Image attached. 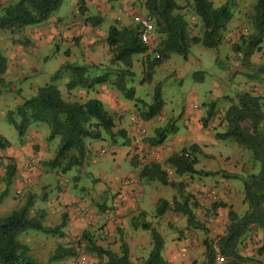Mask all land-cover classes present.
Masks as SVG:
<instances>
[{
	"label": "trees",
	"instance_id": "1",
	"mask_svg": "<svg viewBox=\"0 0 264 264\" xmlns=\"http://www.w3.org/2000/svg\"><path fill=\"white\" fill-rule=\"evenodd\" d=\"M185 5H180L177 0H142L141 8L150 16L153 22V32L149 39V52L144 54L141 62L142 82H149L153 69L165 60L170 54H178L185 58L187 45L199 43L204 47L215 48L225 36L226 25L232 16L229 9L231 0H223L219 5H212L210 0H187ZM60 0H11L0 6V29L13 31L30 24H37L46 19L54 9L58 7ZM82 0H78L77 7L82 13ZM187 4V5H186ZM252 13L250 20L252 28L250 32L239 33L238 37L228 43L230 49L240 54V59L247 61L248 57L260 50V44L264 39V0H254L251 5ZM187 14L195 17L200 29L191 32L194 24L188 21ZM100 15L85 17V22L90 25L101 21ZM138 27L134 23L127 25L109 24L104 36L109 52V63L122 66L123 69H114V80L112 83L122 97L131 100L137 116L141 120L155 116L162 105L160 85L153 86L150 101L134 96L133 86H126V76L132 78L127 69L130 67L131 57L139 55L147 50L137 38ZM264 59V47L261 53ZM5 59L0 55V80L5 68ZM248 62V61H247ZM67 66L70 77L65 84L66 89L75 86L90 88L95 83L107 82V72L89 75L87 72L92 65H61ZM49 81L38 85L34 92L4 114L5 121L14 129L19 138L25 128L34 121H41L47 125V137L56 136L59 140L55 156L47 162L49 167H59L64 172L72 165L79 164L86 155V145L90 140L101 137L102 133L112 139L115 135L124 138L122 130L112 131L113 125L111 114L102 107L97 97L82 100L68 101L63 99L59 89L53 83L60 77L59 69L51 73ZM211 112H205L204 120ZM264 98L248 90H239L235 93V99L228 102L224 108L221 120L224 128L221 132H215L213 137L223 140L232 137L235 142L247 151L251 164L249 171L240 176L241 202L244 204L242 212L235 211L230 205L226 209V221L224 232L219 235L214 245L206 238L201 240L202 258L198 264H216L213 260L214 253L222 257L217 264H255L257 259L241 255L236 250L241 238L252 231V227L260 230L264 235ZM168 131L167 123H164L153 131V136L148 141L149 145H158L164 139V132ZM127 140V139H125ZM126 142V141H125ZM123 141V144H125ZM122 144V143H121ZM8 141L0 136V149L7 147ZM197 146L194 144L183 146L165 158V161L173 167L176 176L194 173L192 168L195 163L194 152ZM72 149L74 153L67 154ZM66 161L60 164L61 159ZM2 164L4 185L9 184L13 175V165L9 158ZM159 163L149 162L143 165L138 176L147 180H156L159 183L171 184L165 177L164 170ZM197 172V171H196ZM216 171H203L204 175H212ZM226 175V174H224ZM5 194V189L0 191V200ZM28 194L23 204L11 210L4 216H0V264H36L27 253L28 247L17 239L20 234L28 230H37L49 235H59L58 231L64 221L54 226H46L41 221L42 213L29 214L32 207V198ZM156 212L160 214L168 204L166 200L160 199ZM170 207L185 218L186 228L203 229L204 226L196 219L194 209L197 203L187 201L186 195L181 201L171 199ZM226 203L213 202L211 210L225 207ZM142 228H149L148 223H142ZM150 247L145 257L136 260L134 264H166L165 259L160 256L162 238L151 228ZM79 238L84 243V251L91 254L97 261L90 264H131L127 259V250L121 240L117 246V253H112L108 248L95 244L91 235L82 230ZM254 253H264V241L258 243ZM74 256L72 247L56 245L50 255V260H60Z\"/></svg>",
	"mask_w": 264,
	"mask_h": 264
},
{
	"label": "crops",
	"instance_id": "2",
	"mask_svg": "<svg viewBox=\"0 0 264 264\" xmlns=\"http://www.w3.org/2000/svg\"><path fill=\"white\" fill-rule=\"evenodd\" d=\"M8 1L11 0H0V6ZM120 8H122V6ZM74 12L77 13L76 10ZM235 25L236 23H234L230 28H227L225 31L224 37L227 43L237 38L236 33L230 31L235 28ZM94 27L87 24V22L80 24V20H78L75 24L65 25V23H62L59 16L52 17L51 15L39 23L25 29L24 34L28 35V37L31 36V39L34 37V43L37 44L46 42L48 38H54L65 44L67 50L64 49L59 51L58 48H55V51L52 53V56L61 54V58L56 64V69H58L61 65L68 64L92 65L87 72L91 76L101 74L103 71L107 72V82L95 83V85L90 88L75 86L71 89H66L65 84L70 77V73L68 71L69 74H65V69H68L67 66H63L59 69L60 77L53 81V83L59 89L63 99L68 101L93 97L99 98L102 107L104 108L105 106L104 109H106L112 116V131H123L124 138L115 135L113 137L114 139H111L114 148L111 150V158L113 160L111 167L113 170L108 174L109 187L102 186L98 182L96 188L92 190V192H89V196L87 197L85 195L76 196L75 194L70 193L69 200L73 202V205L66 206L64 208L65 203L61 198L64 196L65 192L59 191V188L55 185L56 183L52 185L53 187H47V184H44L45 174H47L46 172H49L48 169L50 168L47 162L52 160L55 156L56 150L49 148V145L45 141L47 140V136L44 134L43 128L38 126L35 122H31V124L25 128L23 136L18 138L20 139V144H18V146L13 147V145L9 142L10 144L5 148L7 150L6 154L2 153V149H0V156L4 155L5 157L11 159L10 162L14 168L13 175L9 179V184L0 185V191L5 189V194L0 200V214H5L13 209L19 208L23 204L26 196L30 194V198H32L33 203L32 207L29 209L30 215L37 211L41 212V221L43 224H46V226L57 225L61 222V220H63L64 224L58 230L60 232L59 235L46 236L45 234H41V236H38V239H45L44 236H46V239H50V242H52L51 244L54 243V245L49 248H45V246L40 243L42 245H40V247L45 249L46 254L50 253L49 251H51L56 245L61 244L60 242H63V240L68 239L70 236L79 234L82 230L87 232V229L90 231L95 230V232L102 230V232H107L113 236L112 229L114 228V225L120 224L119 226H121V228L118 230L120 231V234L115 235L112 244H103V247L106 246V248H108L112 253H117V246L121 240L126 246L127 259L131 264H133L136 260L143 258V256L135 253L134 250L131 249L132 245H128L127 243V240H130L131 243L137 247L143 244L140 241L139 235L133 236L131 232V229L139 227L136 218L148 216L150 217L152 223L159 224L162 222L161 218H165L167 216L166 210L168 208L171 209V202L166 200V197L161 193V191L165 190L170 193V190L168 191L165 189L169 188L167 185H171L172 187H176L181 190V185L176 183L177 180H180L181 176L185 177L182 181V189L189 192V196L195 193V196H199L202 200L203 196L210 197L214 195L217 196L219 202L226 203L225 207H218L215 210V213L221 215V218H226V209L228 205L233 208V204L231 202L233 188L230 172L234 171L233 161L235 162L236 160L233 159L229 162L228 156L227 159H225L226 156L223 158L219 154L210 152L209 149H207V144H205L207 139H211L210 134L221 132L223 130L224 123L221 120L222 112L228 102L233 100V98H231L226 92H219L214 94V96H216L215 99L202 101L198 105L194 100L198 95V89L192 88L191 95L193 98L191 99V102H189L185 108H181L179 113H176V117L180 118V123H177L175 118L167 116V109L163 100L159 112L155 116L146 120H141L137 116L131 100L123 98L121 93L115 89V85L112 83V80H114L115 77L114 69L122 70L123 67H118L115 63H109V52L107 51L105 40L103 37H97L96 34L99 33V30ZM1 40L2 39L0 37V44L2 42ZM14 43L12 40L7 41L6 46L3 47V52L9 53V50ZM149 49L150 48L147 47V50L144 53L139 54L138 57L133 55L131 57L130 67L127 69L133 76L132 78L126 76V86H133L134 96H136L137 91L141 90L143 87L144 81L142 82L141 80L143 75L141 62L144 54L149 52ZM77 50H79V53ZM171 55L172 54L169 56ZM251 55L248 57L247 61L250 67H254L258 61V57H254L252 59ZM45 56L42 57V59H44ZM169 56L167 58H169ZM18 57L19 55L16 52H11L9 55V65L5 69L15 70L23 64L27 66L30 65V59L25 58V60H20ZM78 57H80L79 61ZM12 58H16L15 61L13 60L14 62H12ZM230 60L234 65H236V68L232 67L234 68L232 71L239 69L237 68V57ZM161 62L155 67L157 70L160 69ZM232 71H227L226 73L229 74ZM160 72L161 70H159L158 74ZM46 74L50 79V74ZM245 76H247V78L252 77L251 74ZM197 78L198 80L201 79L200 76ZM245 81L243 83V87L239 88L238 91L246 89L256 94H260L264 98L263 82L259 84L252 80ZM31 86H33L32 88L34 92L38 85L33 84ZM7 87L9 88V86ZM213 87L216 88L217 84L215 83ZM209 106H211V112L208 117L205 118L204 126L202 127L201 121L205 117V112L209 110ZM216 118L217 123L215 122ZM164 123H167L168 131L164 132V139L162 142L158 145H149L148 141L150 140V137L153 136L154 129L160 127ZM115 137L121 138L122 144L120 143L118 147H116L117 141ZM123 140L124 142L126 141L125 144H123ZM94 142L95 140L88 141V146L91 145L92 147ZM190 144L197 146L194 152L195 163L192 166L195 172L189 174L184 173L180 176H176L173 172V167L170 163L165 161V158L171 153L179 151L183 146ZM93 149H95V146ZM129 149L131 150L130 153H128ZM102 151L103 149H101V152ZM39 159H43L42 162H40ZM217 160L222 163V166H220L217 170H213V166H211L212 164H210V162ZM4 161L5 158L0 159L1 163ZM149 162H157L161 164L160 168L164 171H172V173L176 176L175 178H172V183L163 184L158 182L154 187H145L150 181L157 182L156 180H147L145 177L138 176L139 169ZM38 163L41 165L40 167L37 165ZM36 165L38 170L36 168V172H33ZM203 171H216V173L212 175H204ZM31 173L33 177L31 176ZM59 173L62 172L59 171ZM210 176L212 177L211 180ZM29 177L31 179H29ZM36 179L43 181V186L40 192L33 193L32 190L29 191L26 188L23 196H21L19 200L13 198L12 195L15 193H22V185L27 186V182L29 183L31 181H35ZM57 181L61 182V179H57ZM210 181L213 183L211 186L209 185ZM194 187L195 190L193 189ZM188 188L191 189L189 190ZM109 195H115L114 197L118 199L116 200L117 207L113 212L106 211L110 201L112 202V200L108 198ZM160 199L166 200L168 204L166 205V208L158 214V212H156V208ZM87 201L90 203L89 206L87 205ZM190 201L191 200H189V202ZM92 204L95 206H92ZM63 210L65 213H63ZM164 223H167V219ZM94 224H96V228L93 227ZM183 230L185 232L188 230L185 224ZM115 232H117V229H115ZM88 234L91 235L89 232ZM91 238L93 240L94 237ZM166 242L167 243L164 244L162 240L160 250V256L165 259L167 262L166 264H188L187 259L184 258L186 253H183L182 249L184 245L177 241L175 243L174 241ZM32 246L33 244L31 243L30 247L32 248ZM30 247H28V255L32 253L29 250ZM184 260L185 262H183ZM51 261L54 260H50V262Z\"/></svg>",
	"mask_w": 264,
	"mask_h": 264
},
{
	"label": "rangeland",
	"instance_id": "3",
	"mask_svg": "<svg viewBox=\"0 0 264 264\" xmlns=\"http://www.w3.org/2000/svg\"><path fill=\"white\" fill-rule=\"evenodd\" d=\"M141 1L142 0H82V13H80V10H78L77 7L78 0H60L58 7L54 9V11H52L49 16H59L62 20V23H65L66 25L75 24L78 20H80L81 24L85 22L84 19L86 16L94 14L100 15L102 17L101 21L91 26H96L94 28H98L97 30H99V33L96 34L98 38H104L110 23L115 22L118 26L127 25L132 23L130 21V16L132 14H146L145 11L141 8ZM177 1L178 3H180V5H185L183 3H186L185 1L187 0ZM210 1L214 6H217L221 2H223V0ZM253 2L254 0H231L229 9H231L232 11V16L227 22L226 27L230 28L234 23H236L235 28L233 30H230L236 33V37H238L239 33L241 32H244V34H246L247 32L251 31L252 24L250 15L252 13L251 5ZM121 6L122 8H120ZM74 9L77 11V13L74 12ZM187 18L191 24H194L191 32L193 33L198 31L200 29V26L196 18L193 16L191 17L189 14H187ZM32 25L35 24H30V26ZM30 26H26L20 29L14 28L12 32H9L7 30H0V37L2 39V42L0 44V55L5 59V68H7L9 65V55L11 52H16L19 55L18 59L25 60V58H28L30 59L29 63L31 62L29 66L23 64L15 70H6L4 68L5 71H3L1 74L2 80H0V136L8 141V145L11 143L13 147L20 144V139H18L14 129L5 121V111L7 109H10L15 104L19 103L22 98L30 96L33 92V86L31 85H40L49 80L46 73L52 75L51 73L54 72V70H57L56 64L60 60L61 54L52 56L55 48H58L59 51L64 49L67 50L64 43L59 42L54 38H48L46 42L41 44L34 43V37L31 39V36L28 37V35L24 34L25 29L29 28ZM9 40H12L13 43H15L13 46H11L9 53H4L3 47L6 46V42ZM263 47L264 39L260 44V50L254 51L251 55L252 59L254 57H258V61L254 67H250L247 61L243 62V60L240 59L239 53L234 52L230 49L228 43L225 41V37L215 48L204 47L199 43H190L187 45V52L184 59H182L178 54H172L171 56H169V58L161 62L159 69L161 70V72L158 74L159 70L155 68L152 72L151 81L144 82L143 87L141 88V90L137 91L136 96L145 99L146 102L150 101L153 86L159 82L158 84L160 85L163 103H165V107L167 109V116L175 118V121L177 123H180V118L176 117V113H179V110L181 108H185L189 104V102H191V99L193 98V96L191 95L192 88L198 89V95L194 100L199 105V103L202 101L215 99L216 96H214V94H217L219 92H226L231 98L235 99V93L238 92L239 88L243 87V83L245 80H252L259 84L263 82L264 84V59L261 56ZM77 51L79 53V50ZM44 56L45 58L42 59V57ZM134 56L138 57L139 55L137 54ZM234 57H237V68L239 69L232 71L234 68H236V65H234L230 59ZM15 59L16 58H12V62H14ZM79 60L80 57H78V61ZM227 71L232 72L227 74ZM65 74H69L68 70L66 69ZM248 74H251L252 77L247 78V76L245 75ZM198 76L201 77L200 80H198ZM215 83L217 84L216 88L213 87ZM7 86H9V88ZM216 121L217 118L215 119V122ZM34 122L38 124V126H41L43 128L44 134L47 136V125L41 121ZM23 134L24 132L22 133L21 137L23 136ZM213 134H210V140L207 139L205 141V144H207V149H209V151L214 154H219L223 158L224 156H226L225 159H227L228 156L229 162L233 159L236 160L235 162L233 161L234 171L230 172L231 175L229 174L232 179L231 182L233 188L231 202L235 211L242 212L244 204L241 202L242 185L240 176L249 171L251 164L250 158L247 151L244 150L240 145H238L232 137H225L223 140H217L212 136ZM115 138L117 141L116 147H118L121 143V138ZM46 139L47 140L45 141L49 145V148L56 150L59 142L57 137H46ZM111 139L112 138L110 136L102 133L100 138L95 139L92 147L91 145L88 146L89 144L87 143L86 148L88 146V149L82 161L77 165H72L69 169L65 170L64 173H60V175L57 174V172L60 171L59 167H50L48 169L49 172H46L47 174H45L44 184H47L48 187L56 183L55 185H57L59 191L65 192L64 196L61 198L65 203L64 208L66 206L73 205V202L69 200L70 193L75 194L76 196L85 195L87 197L89 196V192H92V190L96 188L98 182L102 186L109 187L108 174L113 170L111 167L113 163V160L111 158V150L112 148H114ZM94 146L95 149H93ZM5 148L6 147L2 148L1 152L6 154L7 150ZM101 149H103L102 152ZM130 152L131 150L129 149L128 153ZM72 153H74L72 149L67 152V154L69 155ZM2 158H5V161L3 162L5 163L7 161V157H5L4 155L0 156V159ZM39 160L40 162H42L43 159ZM65 161L66 158L61 159L60 164ZM3 163L0 162V185H3V182L1 180L3 175ZM210 164H212L211 166H213V170H217L220 166H222V163L219 160L210 162ZM37 165H39V167L41 166L39 163ZM37 165L35 166V169H33V172H36V168L38 170ZM164 173L166 179L169 181H172V178L176 177L172 173V171H164ZM31 176L33 177L32 173ZM30 177L29 179H31ZM211 178L212 177L210 176V180ZM57 179H61V182H58ZM184 179L185 177L181 176L180 180H177L176 182L181 185V190L176 187H172L171 185H167L169 188H163L168 191L170 190V193L165 190H162L161 193L169 202L171 201V199L181 201V198L185 195L188 198V201L193 200L194 202H196L198 206L193 208L194 213L196 219L203 224L204 228H188V230L185 232L183 230L185 218L170 208L166 210L167 216L165 218L160 216L162 217V222H160L159 224L152 223L150 217L148 216L138 217L136 218V221L139 227H137L136 229H131V232L133 236L139 235L140 241L143 244L137 247L134 246L130 240H127L128 245H132L131 249L134 250L135 253L140 254L143 257L146 256L147 251L150 247L149 230L153 228L154 231L163 238L162 240L164 244L167 243L166 241H174V243L176 241L181 242L184 245L182 248L183 253H186L184 255V258L187 259L188 264H198V262L202 258L201 240L203 238H206L212 245H214L216 238L221 235L222 232H224L226 218H221V215L215 213V210L213 211L209 208L212 202L219 201V199H217V196H203L202 200L199 198V196H195V193L189 196V192H186L184 189H182V181ZM42 183L43 181L39 179H36L35 181H31L29 183L27 182V186L22 185V193H15L12 196L14 199L19 200V198L23 196L26 188L29 191L32 190L33 193L40 192L43 186ZM157 183L158 182L150 181L148 184H146L145 187H154L157 185ZM212 184L213 183L210 181L209 185L211 186ZM188 189L190 190L191 188ZM193 189L195 190V187ZM114 196L115 195H109L108 198H110L113 202H116V200L118 199H116ZM87 203V205L89 206L90 203L88 201ZM92 206L95 205L92 204ZM7 213L0 214V216H4ZM63 213H65L64 210ZM166 219L167 223H164ZM142 223H148L150 227L142 228ZM96 224H94L93 227L96 228ZM119 225L120 224L114 225V228L112 229L113 236H111L107 232H102V230L99 232H95V230H87L89 233H91V237H94L93 241L95 243H100L99 245L103 247V244H112L115 235L120 234V231L118 230L121 228V226ZM115 229H117V232H115ZM41 234L52 236L37 230H28L26 234H20L17 236V239L26 246L30 247V244H33L32 248H29V250L32 252L31 254H29V257L36 261V264H90L97 261V258L84 251V243L79 238V234H76L70 236L66 240H63V242H60L61 244H59L63 247H72L74 256L50 262L46 258L50 255L54 248L49 251L50 253L46 254L45 249L43 247H40V243H42L45 248L51 247L52 245H54V243L51 244L52 242H50V239H46V236H44L45 239H38V236H41ZM262 241H264V235H261L260 230L253 226L252 231L241 238V242L240 244H237L236 250L241 255L251 256L257 259V262H255V264H264V253H261L260 255H256L254 253L255 246ZM183 262H185V260Z\"/></svg>",
	"mask_w": 264,
	"mask_h": 264
},
{
	"label": "built area",
	"instance_id": "4",
	"mask_svg": "<svg viewBox=\"0 0 264 264\" xmlns=\"http://www.w3.org/2000/svg\"><path fill=\"white\" fill-rule=\"evenodd\" d=\"M130 21L137 25L138 27V40L145 46H149V39L153 32V22L147 14H132L130 16ZM60 175V173H57ZM117 207L116 202H111L108 205V209L106 211L113 212ZM214 262L220 263L222 261V257L218 253H214L213 257Z\"/></svg>",
	"mask_w": 264,
	"mask_h": 264
}]
</instances>
